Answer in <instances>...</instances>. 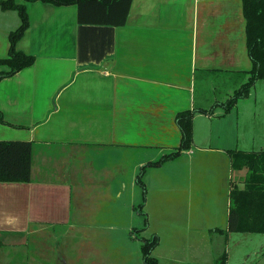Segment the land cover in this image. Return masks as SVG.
<instances>
[{
  "label": "crops",
  "instance_id": "crops-1",
  "mask_svg": "<svg viewBox=\"0 0 264 264\" xmlns=\"http://www.w3.org/2000/svg\"><path fill=\"white\" fill-rule=\"evenodd\" d=\"M22 3L29 22L16 47L34 60L0 77V139L32 142L31 176L0 180V244L79 226L87 212L93 229L116 228L115 183L125 189L128 178L127 205L145 212L139 225L158 237V264H214L225 249L215 241L230 234V180L244 174H233L228 150L251 149L264 128V81L263 96L254 93L264 78L229 111L215 104L252 68L242 0H132L122 25L79 23L74 3ZM19 22L11 15L1 28L0 58ZM193 108L209 110L194 112L191 146L150 164L178 146L175 115ZM173 158L183 170L141 178L143 192L145 165Z\"/></svg>",
  "mask_w": 264,
  "mask_h": 264
},
{
  "label": "trees",
  "instance_id": "trees-1",
  "mask_svg": "<svg viewBox=\"0 0 264 264\" xmlns=\"http://www.w3.org/2000/svg\"><path fill=\"white\" fill-rule=\"evenodd\" d=\"M53 4L77 5V22L122 25L125 23L132 0H43ZM0 8L15 9L20 18L18 26L9 31V54L0 58V64L7 66L0 69V77L13 74L30 65L34 55L23 52L16 47L17 40L28 26L25 4L15 0H0ZM245 16V42L248 55L252 61L248 79L221 102L225 112L235 102L248 94L250 87L258 78H264V0H242ZM209 109L193 108L178 111L175 121L181 137L178 146L161 155L150 164L159 163L166 158L179 154L191 146L193 138L192 116L195 111ZM1 119V115H0ZM32 142L22 139H0V180L29 181L31 176ZM233 174L244 170L242 179L234 175L230 180L227 227L224 231L263 232L264 233V147L259 150L234 148L228 150ZM138 183L144 192L140 175ZM217 230H222L217 228ZM158 242L157 235L143 238L141 252L143 264H158L152 250ZM214 264H227V252L224 250L215 259Z\"/></svg>",
  "mask_w": 264,
  "mask_h": 264
},
{
  "label": "rangeland",
  "instance_id": "rangeland-1",
  "mask_svg": "<svg viewBox=\"0 0 264 264\" xmlns=\"http://www.w3.org/2000/svg\"><path fill=\"white\" fill-rule=\"evenodd\" d=\"M15 1L23 2V0ZM1 9L0 30L2 32L1 28L7 23V17L8 20L11 15L17 18L18 13L12 8ZM262 81L264 80L259 79L255 88L256 92H254L259 97L263 96ZM224 98L225 95L222 99ZM255 105L262 107L260 100ZM251 136L254 137L252 150L264 147V128ZM159 157L160 155L157 159ZM168 160L160 169L146 164L145 173H141V178L153 179L154 175H176V172L183 170L185 166L183 160L178 158L169 160L171 162ZM140 172L142 171L140 170L138 174ZM115 189L121 192L120 197L115 198L113 202L116 211V228L93 229L91 212L82 213L80 216L82 224L79 226L72 228L56 226L37 231L35 234H27L19 243L0 244V264H107V262L100 263L99 257H95V254L107 258L108 264H143L141 243L143 238H149L152 234L151 228L147 226L140 229L142 225L139 223L144 220L146 214L143 210L139 211V204L134 208H129L130 206L127 205L130 200L133 202V197L130 198L132 189L128 187V178L125 189L118 181L115 183ZM225 200L226 194L224 193L221 198L224 207ZM88 201L86 200L85 203ZM142 201L143 199L140 202L142 203ZM100 205L103 206L102 203ZM85 208L91 210V205L89 207L85 205ZM224 215L225 213L220 210L217 217L220 216L223 219ZM102 216L107 217L108 214H102ZM146 222L147 218L145 225ZM228 233L230 234L218 238L219 242L215 241V246L219 244L218 247L221 251L224 248L227 250L229 255L227 264H264L263 232L229 231ZM0 240L5 242L4 236Z\"/></svg>",
  "mask_w": 264,
  "mask_h": 264
}]
</instances>
